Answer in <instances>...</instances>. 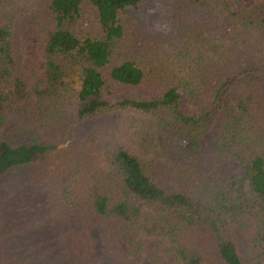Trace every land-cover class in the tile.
<instances>
[{"label": "trees", "instance_id": "16d2710c", "mask_svg": "<svg viewBox=\"0 0 264 264\" xmlns=\"http://www.w3.org/2000/svg\"><path fill=\"white\" fill-rule=\"evenodd\" d=\"M25 1L0 0V264H29L6 235V179L28 166L65 171L66 144L89 120L67 172L75 185L48 188L55 234L95 217L149 264H264V0H190L170 38L152 32L141 45L130 29L143 30L133 13L146 0H36L44 67L31 76L14 37ZM210 153L234 166L221 183L210 177L207 195L165 187L143 158Z\"/></svg>", "mask_w": 264, "mask_h": 264}, {"label": "rangeland", "instance_id": "374dc122", "mask_svg": "<svg viewBox=\"0 0 264 264\" xmlns=\"http://www.w3.org/2000/svg\"><path fill=\"white\" fill-rule=\"evenodd\" d=\"M35 1H25L23 13L16 22L14 36L22 69L28 76L41 74L44 67L41 31L44 20ZM257 1L235 0L237 4L247 7ZM189 9L190 0H146L140 11L133 13L143 30L132 28L130 31L139 38L140 45L142 40L153 38L152 32H161L156 35L168 39L171 37L170 33L174 32L171 31V25L178 24L183 16L182 11L185 10L187 13ZM232 27V23H227L216 34L224 37ZM147 32H151L150 36ZM126 113L110 116L116 119V122H122ZM97 123L98 120H89L77 125L80 135L76 134V139L66 144L69 149L66 153L69 154H66L67 159H64L67 162H64L65 171L56 174L55 165L46 166L45 171L28 166L10 173L6 179L5 188L10 192L12 205L4 216L6 235L10 242H17L20 245L23 256L29 258H27L29 264H58L64 260L69 264H149L146 255L141 257L129 255L128 245L122 239L114 237L109 230V224L101 219L82 218L75 223L71 217L66 232L60 231L55 234L51 229V217L48 216L49 211L44 204L48 188L54 185H75V182L68 178L67 172L71 170V165L79 168L80 162L77 160L81 149L79 144L85 139L82 134L90 132ZM41 134L48 136L49 132L42 131ZM60 149L64 153L66 147L60 146ZM143 158L152 163L153 176L165 187L179 191L197 189L203 195H207L213 189L209 186L214 185L210 177L214 182L221 183L229 176L234 166L220 161L213 153L208 154L203 161L197 162L174 161L156 155H147ZM27 175L30 177L27 178ZM141 237L149 247L156 245L155 239ZM239 253L242 259H245L247 252L244 242L239 245ZM161 254L163 259L167 260V253L164 250H161Z\"/></svg>", "mask_w": 264, "mask_h": 264}]
</instances>
